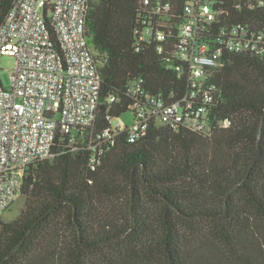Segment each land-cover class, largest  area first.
Returning <instances> with one entry per match:
<instances>
[{
    "label": "trees",
    "instance_id": "16d2710c",
    "mask_svg": "<svg viewBox=\"0 0 264 264\" xmlns=\"http://www.w3.org/2000/svg\"><path fill=\"white\" fill-rule=\"evenodd\" d=\"M13 1L0 0V25ZM152 1L173 6L164 41H139L144 0H89L86 32L102 76L97 123L75 142L59 133L54 156L29 167L21 214L0 217V264H264V52L217 56L211 134L153 123L133 141L125 129L99 145L109 117L130 111L137 81L170 102L190 90L174 54L187 0ZM216 7V29L264 31V0ZM113 94L122 100L111 106Z\"/></svg>",
    "mask_w": 264,
    "mask_h": 264
},
{
    "label": "built area",
    "instance_id": "2783aa9c",
    "mask_svg": "<svg viewBox=\"0 0 264 264\" xmlns=\"http://www.w3.org/2000/svg\"><path fill=\"white\" fill-rule=\"evenodd\" d=\"M225 0H187L178 26L174 54L187 64L190 90L170 102L153 95L142 80L128 89L130 126L115 123L101 134L99 145L114 143L122 130L131 140L143 136L153 124L183 127L211 134L214 84L210 77L220 65L223 49L264 52V31L238 23L214 27ZM173 6L144 0L146 26L137 30L139 41H164L163 29L173 20ZM89 0H14L0 25V70L4 56H14L16 67L11 86L0 80V217L22 194L26 173L32 164L54 156L59 133L75 142L77 133L95 127L101 105L102 76L92 38L86 32ZM209 37V39L207 38ZM159 51L165 46L159 44ZM119 94L109 105L121 102ZM231 120L221 122L230 125ZM103 151V150H101Z\"/></svg>",
    "mask_w": 264,
    "mask_h": 264
},
{
    "label": "rangeland",
    "instance_id": "374dc122",
    "mask_svg": "<svg viewBox=\"0 0 264 264\" xmlns=\"http://www.w3.org/2000/svg\"><path fill=\"white\" fill-rule=\"evenodd\" d=\"M16 67V59L14 56H4L1 60V70H0V80L4 87L9 88L11 86V75ZM133 120V113L128 111L124 113L121 117L117 118L114 122L120 123L122 127L130 126ZM145 200L148 199V195L145 190L142 189ZM150 201V200H147ZM125 200H120L121 206L124 205ZM149 203V202H148ZM25 205V196L19 195L16 197L13 204L3 212L2 219L5 221H11L19 216Z\"/></svg>",
    "mask_w": 264,
    "mask_h": 264
}]
</instances>
